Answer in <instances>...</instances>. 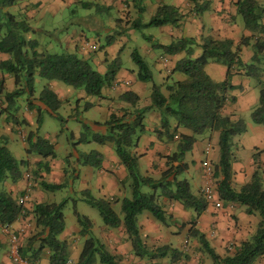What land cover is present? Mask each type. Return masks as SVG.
Returning a JSON list of instances; mask_svg holds the SVG:
<instances>
[{
    "label": "trees",
    "instance_id": "trees-1",
    "mask_svg": "<svg viewBox=\"0 0 264 264\" xmlns=\"http://www.w3.org/2000/svg\"><path fill=\"white\" fill-rule=\"evenodd\" d=\"M24 0H0V52L7 58L0 60V72L7 73L13 81L12 89H2L3 81L0 79V114H4V121L11 124L25 125L23 118L14 114L17 106L16 99L24 95V105L31 109V100L36 77L45 81L40 86L35 100L42 106L47 115L60 120L56 114L59 101L55 94L47 87V82L58 81L72 88H80L85 95L99 96L100 89L112 81L118 69L117 58L106 65L104 73L94 69L88 60L76 56L72 52L58 53L37 49L34 38H25L30 31L24 16H16L5 7ZM236 12L240 15L243 28L248 35L240 36L236 45L230 39H214L209 36L201 37L198 42L190 37H179L164 45L154 44L165 54L183 52L177 59L171 72L184 75L182 80H171L164 84V94L160 92V85L152 82L151 72L147 64L133 49L129 57L135 63L136 77L139 81L150 82L149 105L139 108L121 109L119 115L109 113L102 122L106 131L93 132L88 138L80 133L77 143L89 141L98 145L108 142L111 144L113 154L118 164L124 170V178L119 183H125L128 196L119 200V212L113 210L111 201L105 198L97 199L87 191H80V199L96 209L100 222L111 228L120 227L130 245L131 253L138 257L166 259L173 262L181 258V253L168 244L147 249L142 243L136 217L143 211L151 214L155 220L164 223V212L157 199L176 201L184 208H191L198 216L206 207L207 201L201 194H192L185 179L179 178L186 165L181 162V156L193 145L196 136L204 131L217 132L218 156L211 166L213 191L217 198L225 203H237L244 207L248 215H255L257 221L254 229L247 239L239 241L233 246L229 254L217 255L207 245L203 236L191 226L187 229L190 236H194L201 252L209 257L212 264H253L264 255V179L260 171L254 169L249 178L237 189H233L229 182V161L231 139L243 133L246 129L240 118L230 119L228 114L220 111L226 103H231L233 97L227 91L234 88L230 84V72L235 70L239 74L249 77L252 86L256 88V105L249 111L248 120L253 124L264 126V23H262L264 9L255 0H239ZM178 19L173 7L163 4L157 7L153 16L145 23L139 21L131 24L140 28L146 25L158 26L174 24ZM108 42V37L105 38ZM196 46L199 52L191 56L192 47ZM248 46L249 55L245 61L239 58V47ZM208 62L219 63L226 68L225 78L222 81L212 80L204 71ZM120 100L132 104L136 96L129 91L118 95ZM85 106V105H84ZM153 107L158 112V127L152 132L158 139L167 142L174 141V150L163 157V170L158 172L156 178L141 174L137 170V155L131 152L140 134L145 132L142 118L146 109ZM40 112L35 108L34 125L40 123ZM174 124L170 126L168 118ZM91 124H96L92 122ZM84 129L85 124L81 125ZM183 128L187 133L178 131ZM25 154L33 153L40 158L53 156V145L34 131L29 130L24 138ZM4 141V140H3ZM0 137V182L4 179L16 180L20 173L18 166L23 160H15L7 150ZM80 164H97L98 153L91 150L78 155ZM78 157V158H79ZM93 158V161L89 159ZM38 163L36 162V165ZM44 190H55L59 184L39 182ZM64 201L36 202L27 210L17 198L9 192L0 189V222L10 224L18 217L29 216L32 232L22 237L17 244L18 256L31 263L39 259L40 253L46 251L48 264H64L67 257L65 242L58 238L63 229ZM74 220L79 229L77 234L84 236L88 233L90 223L85 216L74 211ZM191 224V222H189ZM16 234V233H15ZM17 236V234H16ZM77 259L73 264H116V257L107 253L95 238L86 236L80 245ZM1 264V263H0Z\"/></svg>",
    "mask_w": 264,
    "mask_h": 264
},
{
    "label": "crops",
    "instance_id": "crops-1",
    "mask_svg": "<svg viewBox=\"0 0 264 264\" xmlns=\"http://www.w3.org/2000/svg\"><path fill=\"white\" fill-rule=\"evenodd\" d=\"M237 1L239 0H92V2L90 0H24L5 7L4 10L12 14L17 12L24 16L30 28L28 32L34 34L41 18L39 16V11H44L52 15L60 13L66 8L72 14L74 9L70 8L75 5L89 8L88 5L93 4L95 6L93 9L94 13L83 14L77 19L82 25L80 26L81 28L72 31L70 34H64L61 38L60 43L63 45L61 51L72 52L80 58L94 62L98 66V69L101 70L100 73H104L106 67H104L102 62L107 61L106 56L108 57V54L110 55L108 57L109 60L117 58L118 51L123 47L121 43L122 37H119L118 43H114L115 38L108 36V42L102 47L103 49L101 48L102 51L99 55H96L95 50L98 49L99 46H96L94 42H87L83 30L100 29L101 32L104 33V36H107V34H110L114 29H118L120 34L125 33L126 37L133 41L134 37L131 33L133 28L130 27L131 24L137 21L140 23L147 22L149 19L144 21L142 16L147 15V17L150 18L155 13L157 7L163 4L173 7L178 15L177 21L174 24L164 23L163 25L156 26V33L154 35H149L148 40L150 44L144 47V59L141 57L151 72L152 82L160 85L159 90L164 94L165 83L171 80L184 79L183 74L171 72L175 61L182 57L183 52L179 51L173 54H165V52L163 53L154 44L164 45L179 37H190L194 39L195 42H198L201 37L209 36L214 39L229 38L232 45H236L240 36L249 34L248 31L242 27V20L240 15L236 12ZM255 1L264 9V0ZM13 10L16 11L13 12ZM111 10H116L118 19H123L126 14H128L129 17L123 20L122 23H119V27L115 28V24L112 21ZM262 15V23H264V12ZM73 20H76V18H73ZM29 22H31V24ZM58 25L60 29L64 28V25L61 23ZM64 29H66V27ZM27 33L24 35L25 38H27ZM87 44H93L94 48L88 49ZM38 47L40 46L37 42V49ZM47 48L49 50L50 46L48 45ZM192 48L191 56H195L199 52V49L196 46ZM238 53L240 60L245 61L249 55L248 46H240ZM6 58V54L0 52V60ZM118 70L119 67L110 84L100 89L99 96H94L93 101L87 102L83 108H94L99 112L100 120H94L93 122L96 124H92L91 126L94 129L93 132L98 134L106 131V127H104L102 122L107 119L109 113L119 115L121 109L139 108L149 105V89L151 83L136 79L130 80L128 78H121L118 75ZM204 71L212 80L222 81L225 78L226 68L219 63L208 62L204 66ZM0 79L3 81L2 89H12L13 81L7 73L0 72ZM36 81L38 85L36 86L37 90L34 89L33 91L34 98H32L30 104L32 108L27 109L24 102L18 107L20 110L19 117L23 118L26 123L25 125H13L10 122H6L3 119L4 114H0V137L2 141L4 140L3 142L6 147L9 143L10 145L14 144L13 135L17 133L20 135L25 133V136L29 130L37 133L39 125L37 126L38 128L34 125L35 108L38 107L39 112L44 110L35 100V97L40 86L43 85L45 81L36 77L34 79V86L36 85ZM229 81L234 88L227 91V95H231L233 101L229 104L226 103L220 112L222 114H228L230 119L240 118L246 126L245 131L234 136L230 144L229 182L233 189H237L249 178L254 169L259 170L261 179H264V126L251 123L248 120V116L246 120L243 119V115L256 105V91L252 86L251 79L239 74L238 71L235 72V70H231ZM114 82L117 83L116 86L113 85ZM47 85L55 94L59 101V105L60 102L64 101L66 105L69 106V104H67L68 100L65 98H68V96L72 94V90H77L81 93L77 88H72L64 84L62 85V83L58 81H49ZM124 91H129L136 96L132 104L118 98V95ZM158 118V112L153 107L144 111L142 122L145 126V132L139 135L135 146L130 150L137 155V170L139 162L144 165L141 169L142 171L139 172L138 170V172L147 174L152 178H156L158 172L161 169L163 170V157L174 150V141L167 142L163 138L158 139L152 132V129L158 127ZM168 123L170 126H173L174 122L172 118H168ZM178 131L187 133L183 128H179ZM206 134L209 137L208 145L200 146L198 138L196 137L191 148L182 154L181 162L185 163L186 168L179 173V178L186 180L184 177L188 176V163H191L193 167H198V162L201 159L207 160V162L211 160L214 162L216 161L218 156L217 132L207 131ZM25 136H22L21 139L23 140ZM42 138L49 142L47 138ZM93 143L95 145H93V148L89 151H96L99 158V167L96 168V173L94 175L96 177H94L91 184V187H93V189L95 188L97 192L98 197L95 198L108 199L111 201V206L115 203L119 204V202L114 201L116 199L119 200L123 196H128L125 183H119V181L124 178V170L118 164L110 143L105 142L100 145L95 142ZM51 144L53 145V143ZM22 147L23 150L26 148L24 142ZM7 150L9 151L8 147ZM211 150L214 151L215 154L214 152L211 153ZM87 152L80 149L78 151L75 150V152L73 151L71 154L68 153L65 159L68 158L69 160L72 156L76 158V154L78 156ZM11 156L15 160L24 161V164L19 166H23V170L30 171V180L28 179L29 174L25 177V173L23 174V171L19 170V177L14 181L8 179L2 180L0 182V189L9 192L17 199L25 195L22 204L27 210L36 202H44L41 193L43 189L39 187V182L59 184L66 175V168H64L65 164L61 161V158H55L54 155L52 157L40 158L37 155H33V153H19L17 149L16 153L11 154ZM36 162L38 163L37 165ZM79 166L84 167V171H81L82 173H79V171L75 172L76 166L72 167L70 176L79 181L76 191H87V186L83 181V177L86 175L91 179L90 171L87 168L89 165L81 164ZM79 174L80 177L78 176ZM186 182L188 183L187 180ZM200 183L201 174L197 176L195 189L191 191L192 194H200L198 191ZM61 187H63L62 183ZM157 202L161 205V209L164 212V223L160 224V222L155 220V218L146 211L141 212L136 217L139 237L147 249L166 244L177 249L182 255V264H212L209 257L200 251L195 237L188 234L187 229L190 226L203 236L207 245L214 253L223 255L229 254L233 246L239 241L247 239L258 220L255 215L246 214L242 205L222 202L217 198L216 194L210 202H207L205 209L198 216L194 215L191 208H184L176 201L158 198ZM72 221H74V219ZM189 222H191V224H189ZM9 227L17 234V244L21 241L22 237L32 232L29 216L16 218L9 224ZM89 229L91 230V235H93L100 245L102 244L105 251L116 257V264H166V262H168V258L151 259L149 257L134 256L131 253L130 245L125 234L119 226L111 228L101 223L98 227L95 225V228L91 229L90 224ZM77 231L76 225L72 227L68 225L67 228H65L63 223V229L58 234V238L65 242L67 259H70L73 263L76 261V256L80 249L79 245H77V237L80 236L77 234ZM5 240V236L0 234V263L15 264L7 255ZM46 254L45 250L40 253L39 259L36 260V264H48ZM198 256H200L199 259H197ZM95 264L98 263L96 262ZM253 264H264V255L257 258Z\"/></svg>",
    "mask_w": 264,
    "mask_h": 264
},
{
    "label": "rangeland",
    "instance_id": "rangeland-1",
    "mask_svg": "<svg viewBox=\"0 0 264 264\" xmlns=\"http://www.w3.org/2000/svg\"><path fill=\"white\" fill-rule=\"evenodd\" d=\"M92 2V0H90ZM88 7L84 8L78 5H75L74 7H71L70 9H74L73 13L71 14L69 12L68 9H64L62 10L60 13H55L52 15H49L47 12L44 11H39V16L40 21L38 22L37 25V30L33 33H27V38H35L36 41L38 42V45L40 47H38V50H47L48 52H55L58 53L61 51L62 48V44L60 43L61 38L64 36V34H70L72 31H76L77 29H80L82 26L81 23H79L80 21H78L77 19L79 18V16L83 15V14H92L94 13V8L95 6L93 4L88 5ZM16 10H13V12H15ZM16 16H22L19 13H15ZM111 15H112V21L115 24V28L119 27V23H122L123 20L127 19L129 17L128 14H126L125 17H123V19H118V13L116 12V10H111ZM73 18H76V20H73ZM144 21H147L149 19V17H147V15H143L142 16ZM240 19V18H239ZM128 21V20H126ZM62 25H64V28L66 27V29H60L59 25L60 23ZM31 24V22H29ZM132 27V26H130ZM128 28V25H127ZM132 35L134 37V40L131 41L129 40L125 33L120 34L118 29H114L113 31L110 32V34L107 36H104V33L101 32L100 29H95V30H83L84 32V37L85 40L87 42H94L96 46H99L98 49L95 50V54L99 55V53L102 51V47L104 45H106L105 41H106V37H111V38H115L114 43H118L119 37H122V49L118 51V56H117V61H118V66H119V70H118V75L121 78H128L130 80H137L136 77V72H137V68L134 62H132V60L129 57V52L131 50H135L137 52V54L142 57L144 59V47L148 46L149 43V35H154L156 33V26H152V25H146V26H142L140 28H134L132 27ZM51 29V30H50ZM47 31V32H46ZM105 37V38H104ZM120 42V41H119ZM50 46V49L48 50L47 46ZM88 45V44H87ZM47 48V49H46ZM102 48V49H101ZM89 49V48H88ZM110 55L108 54V57ZM108 57L106 56L107 61L106 62H102V64L104 65V67H106V65L108 63H110ZM91 63V66L96 69L97 71H101L100 69H98V66L91 61H88ZM103 73V72H101ZM251 82H253V80H251ZM35 86L34 89H36V86L38 85V82H35ZM63 85V84H62ZM65 85V84H64ZM78 90L81 91V93L77 90H72V94L70 96H68L67 99L69 106L66 105V103L60 102V105L57 107L56 109V114L60 117V120L55 119L54 117L45 114L44 111L40 112V116H41V122L39 124V128L37 130V136L39 137H45L49 140V142L53 143L54 146V151H53V155L55 158H61V161L65 164L66 168V175L65 177H63V179L60 181L63 185V187L55 189V190H41V193L43 195V201L44 202H55V203H59L61 201H64L63 207H62V213H63V223L65 225V228H67V226H73L76 225L77 229H79L78 225L76 224V222L72 221L74 219V211H76V213L80 216H85L88 221L91 224V229L95 228V225L98 227L99 225H101L100 219H99V215L96 211L95 208L89 206L85 201L80 199V192L76 191V188L78 187V183L79 181L76 180L74 177L70 176L71 171H72V167H75V172L79 171V173H82L81 171H84V167H80V161L81 158L79 156H77L76 154V158L75 157H71L69 160L68 158L65 159V156L69 153L71 154V152H75L80 150H84V151H89L91 148H93V145H95L93 142L89 141L88 143H77V139L79 137L80 133H85L86 136L89 138L90 135L93 133V128L92 126V122L94 120H100V114L98 111H96L94 108H84V105L89 102V101H93L94 96L91 95H85L83 93V91L80 88H77ZM37 90V89H36ZM255 91L257 92L256 88ZM255 92V95H256ZM24 102V95L19 96L16 99V103L15 105L17 106V109L15 111V115L19 118V108L20 105H22V103ZM252 109V108H251ZM248 112L247 111L244 115H243V119L246 120L247 116H248ZM85 124L87 128H83L81 125ZM23 128V127H22ZM207 131H204L201 134H198L196 137L198 138V141L200 143V146H206L208 145L209 142V137L206 134ZM22 136H25V133H23V135H20L19 133L13 135V141L14 144L10 145V143L8 144V149L10 151L11 154L16 153V150L18 149L19 153H24L23 152V142L25 143V140L23 141L21 139ZM23 141V142H22ZM26 144V143H25ZM17 146V148H16ZM214 147V146H213ZM74 149V150H73ZM214 152L211 150V153ZM215 154V152H214ZM73 155V154H72ZM79 157V158H78ZM76 159V160H75ZM90 161H93V158L89 159ZM204 159H201L198 162V167H193L191 165V163H188L189 168H188V176H185L184 178H186V180L188 181L189 184V189L190 191H193L195 189V185H196V180H197V176L199 174H201V162ZM214 161H208L209 165L212 166V163ZM99 165V162H98ZM97 164H90L87 168L90 171L91 174V179H89L86 175L83 177V181L85 182V185L87 186V192L93 196V197H98L97 196V192L95 190V188L93 189V187H91L92 181L94 180V176L96 173V168L99 167ZM143 163L139 162L138 163V170L139 172H141L142 168H143ZM23 166H18V171L22 170L23 174H29V180H30V171L29 170H23ZM80 177V174L78 175ZM71 179V180H70ZM70 180V182H69ZM213 183V181H212ZM263 186V185H262ZM113 210L117 213L118 216H121L120 212H119V204L115 203L112 206ZM73 223H72V222ZM93 225V226H92ZM90 229L88 230V233L86 235H84L83 237L78 236L77 237V245H81L82 240L86 237V236H91L93 237V235H91L90 233ZM68 235V234H67ZM94 238V237H93ZM205 255V253H204ZM167 258V257H166ZM200 256H198L197 259H199ZM179 260V264H182L183 261L181 258L177 259ZM175 260V261H177ZM175 261L170 262L168 260V262H166V264H175ZM211 261V260H210ZM102 264V263H101ZM165 264V263H162Z\"/></svg>",
    "mask_w": 264,
    "mask_h": 264
},
{
    "label": "built area",
    "instance_id": "built-area-1",
    "mask_svg": "<svg viewBox=\"0 0 264 264\" xmlns=\"http://www.w3.org/2000/svg\"><path fill=\"white\" fill-rule=\"evenodd\" d=\"M89 49H93L94 45L89 44L87 45ZM126 83V82H125ZM114 86L117 85L116 82L113 83ZM211 166L207 162V160H203L201 162V183L199 186L198 191L204 197L207 202H210L215 195L213 191V183L211 178ZM27 177V174H24ZM25 195H22L17 199L18 203H23ZM0 234L5 236L6 241V250L7 255L11 259V261L15 264H36V262L31 263L30 261L19 257L17 252V236L14 231L9 227V224L1 223L0 222ZM179 260L175 261V264H179ZM64 264H73L70 259H66Z\"/></svg>",
    "mask_w": 264,
    "mask_h": 264
}]
</instances>
